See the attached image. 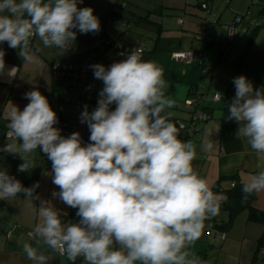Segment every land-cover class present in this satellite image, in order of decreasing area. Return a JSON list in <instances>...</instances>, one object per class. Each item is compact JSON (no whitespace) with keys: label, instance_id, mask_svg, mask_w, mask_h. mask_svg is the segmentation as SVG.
Here are the masks:
<instances>
[{"label":"clouds","instance_id":"1","mask_svg":"<svg viewBox=\"0 0 264 264\" xmlns=\"http://www.w3.org/2000/svg\"><path fill=\"white\" fill-rule=\"evenodd\" d=\"M83 0H0V43L19 49L24 64L40 63L31 47L38 37L44 47L67 52L82 34L99 32L100 22ZM0 50V69L4 67ZM103 82L97 107L88 106L80 122L90 130V143L79 132L65 137L55 125L56 112L39 90L24 94L30 102L13 105L6 143L0 151L19 155V172L37 167L38 149L51 161L53 192L67 206L78 209V223L65 225L49 200H41L40 221L29 236L36 245L85 264H201L189 249L219 214L226 199L214 193L193 167L197 146L179 138L170 120L173 101L166 96L163 69L145 61L139 51L106 67L90 66ZM235 96L227 105V119L239 124L236 138L264 159V88H254L246 76L233 79ZM222 99V95L218 93ZM115 104V109L111 106ZM211 135V130L206 133ZM211 149L213 145L205 146ZM39 183L24 187L7 169L0 170V200L23 193L33 195ZM264 192V169L242 182V199ZM23 253L32 264H49L52 256L30 243Z\"/></svg>","mask_w":264,"mask_h":264},{"label":"crops","instance_id":"2","mask_svg":"<svg viewBox=\"0 0 264 264\" xmlns=\"http://www.w3.org/2000/svg\"><path fill=\"white\" fill-rule=\"evenodd\" d=\"M114 1L83 0L78 4L80 8L91 7L94 10L100 30L82 34L74 29L77 38L67 52L44 47L42 41L34 37L31 47L40 63L24 64L19 49L9 47L7 42L0 43V50L4 51V67L0 69V130L8 129L5 114L13 105L23 110L30 102L24 98V94L32 90H39L48 99L58 119L71 118L74 114V96L65 81H52L51 66L74 65L88 58L104 37L111 45L98 54L92 65L108 67L125 59L131 51L141 52L143 60L153 61L163 69L168 84L166 96L174 102L173 107L166 110L171 112L169 118L172 122H187L189 116L183 103L192 87L206 94L222 95L223 100L214 104L209 111L210 120L189 139L197 146L193 167L211 188L221 176H236L242 184L252 174L264 169V159H260L249 145L236 138L239 124L227 119V105L235 96V77L246 76L254 88H264V0H251V3L258 2L252 18L246 16L250 11L246 10L247 5H243L242 0H211L213 23L204 41L198 38L204 31V14L199 6L202 0H145L141 7L130 3L123 14L129 25L127 28L115 20L108 21ZM237 15L242 16L243 24L238 28L234 42L227 44L226 26ZM178 19L183 21L181 26L177 24ZM257 27L260 29L248 48L251 32ZM176 52L202 55V66L209 68L208 74L201 76V65L197 61L184 64L172 59L171 55ZM88 84L97 94V103L104 85L94 77L92 68ZM112 106L115 107V104ZM208 130H211V135L206 134ZM182 133L179 131V138L183 137ZM207 143L213 147L205 148ZM11 155H7V158ZM31 155L38 167L27 172L17 171L14 177L20 182L34 178L39 183L34 196L38 195L40 199L33 200L18 194L10 200H0V264H32L23 253L25 243L52 256L49 264H70L47 246L36 245L29 236L40 221L41 200H49L60 211L59 215L67 216L72 212L71 207L52 196L54 191L59 192L58 186L51 184L45 194L41 192V179L46 177L43 172L45 169L51 172V161L39 149ZM19 161H22L20 157H14L6 163L17 165ZM233 186L232 181L226 180L220 184V189L229 191ZM255 196L253 209L264 213V192L255 193ZM213 220L225 222L227 215L219 212L206 220L205 226L209 232L205 233L204 228L201 237L189 249L196 257L202 258L204 264H264V261L258 260V242L264 227L250 222L247 212L238 215L226 232L211 229ZM72 221L67 219L63 223L67 225ZM221 234H226L223 241L218 240Z\"/></svg>","mask_w":264,"mask_h":264},{"label":"built area","instance_id":"3","mask_svg":"<svg viewBox=\"0 0 264 264\" xmlns=\"http://www.w3.org/2000/svg\"><path fill=\"white\" fill-rule=\"evenodd\" d=\"M200 8L204 14L205 28L207 29L211 24L210 0H203ZM125 9V2L122 0H115L111 14L108 17V21L115 20L125 27L123 20L120 18ZM242 22V17H236L233 22L227 25L225 39L227 44L234 42L237 35V29L242 24ZM182 23V19L177 20V24L179 26H181ZM109 43L110 41L103 37L99 40L95 51L83 61H80L74 65L56 64L51 66L52 79L56 82L65 81L70 92L74 96L73 116L71 118L58 119V123L55 125V127L59 128L61 130V135L65 137L69 136L73 132H79L83 145L90 143V130L86 123L82 124L80 122L81 113L84 110V105L88 106L89 112L93 111L97 107V96L95 92L91 90L88 84V76L91 71L90 66L97 58L98 54L104 49L105 46H108ZM171 58L176 61L183 62L184 64H191L192 62L197 61L201 65V75H206L208 73V68L202 66V58L193 52H176L171 55ZM222 100L223 97L221 99L218 94H206L196 87L190 90L189 95L183 103L186 111L188 112V120L185 123L179 122L177 125L178 130L183 132V136L186 140L192 139L200 132L202 126H204L210 120L209 107L220 103ZM8 131V129L0 131V148H3L6 143L11 142L6 138ZM0 154L9 155V153H4L2 151H0ZM225 238L226 234H221L218 237V240L223 241ZM61 257L66 258L65 256ZM198 259L200 260L201 264H203L202 260L200 258ZM258 260L260 262L264 261V246L259 249ZM68 262L70 264H85L82 257H78L75 262L69 260Z\"/></svg>","mask_w":264,"mask_h":264},{"label":"trees","instance_id":"4","mask_svg":"<svg viewBox=\"0 0 264 264\" xmlns=\"http://www.w3.org/2000/svg\"><path fill=\"white\" fill-rule=\"evenodd\" d=\"M114 3H115V1H114ZM202 3H203V0H202V2L200 3L199 6H201ZM210 3H211V0H210ZM123 14L120 16V18L123 20V23L125 24V27L127 28L129 25H128L126 19L123 17ZM210 17L212 18L211 14H210ZM236 17H241V16L237 15V16L234 17V19ZM234 19L232 20V22L234 21ZM242 20H243V18H242ZM212 23H213V19H211V24ZM211 24H210V26H211ZM242 24H243V22H242ZM210 26L207 29L205 28V19H204V31H203V33L200 36H198V38L201 41H204L205 40L207 31L209 30ZM259 29H260V27H257V28H255L251 32V37H250V40H249V43H248V48L254 42V39L256 38ZM109 45H111V43H109ZM105 47H107V46H105ZM199 56L202 58V55H199ZM208 72H209V68H208ZM206 75H201V76H206ZM52 81L53 82H56L53 79H52ZM193 88L194 87H192L191 89H193ZM96 96H97V94H96ZM211 107H209V111H210ZM173 123L177 127V125H178L179 122H173ZM0 131H3V130H0ZM180 139L183 140V141H187L184 138V136L181 137ZM226 180L232 181L233 184H234V186L229 191H222L220 189V184L223 181H226ZM21 183H22V185L24 187H31L34 184H36V180L34 178H28V179H26L24 181H21ZM212 190H213L214 193H219V194H222L224 197H226V199L221 203V207H220V211L219 212L225 213L227 215V220L225 222H222V223H220V222L218 223V221L213 220L212 223H211V226H210L211 229H215V230L220 231V232H226V231H228L231 228V225L234 222V220L236 219V217L238 215H240L241 213H243V212H247V214H248V220L250 222L258 223V224L262 225V227H264V213L258 212L256 210H254L253 207H252V204H253V202L255 201V198H256L255 193L251 194L248 197V199L246 201H244L242 199V197L244 195L242 193V184L237 180L236 176H221V177H219V179L215 182ZM35 192H36V190H35ZM35 192H34V194H35ZM20 194H23V193H20ZM77 211H78V209H72V212L69 215H67V216L66 215H60V218H61L62 222H64L67 219H73L76 223H78L80 217H78L76 215ZM207 232H209V229H207V227L205 226V233H207ZM262 246H264V231H262V235H261V237L259 239V242H258L259 249ZM198 258H200V257H198ZM200 259L202 260V258H200ZM202 262L204 264V261L203 260H202Z\"/></svg>","mask_w":264,"mask_h":264},{"label":"rangeland","instance_id":"5","mask_svg":"<svg viewBox=\"0 0 264 264\" xmlns=\"http://www.w3.org/2000/svg\"><path fill=\"white\" fill-rule=\"evenodd\" d=\"M123 2H125L126 3V6L128 5V4H134V5H137V6H140L141 7V5L143 4V2L145 1H137V0H122ZM254 2L256 1V0H253ZM254 2H252L251 3V0H242V3H243V5H247L246 6V10H249L250 12H249V14H244V15H246L248 18H252V16L253 15H255L256 13V11H257V3L258 2H256V3H254ZM262 2V1H261ZM261 2H259L260 3V5H261ZM262 3H264V2H262ZM112 11V10H111ZM110 14H111V12H110ZM110 14H109V16H110ZM108 16V17H109ZM242 17V16H241ZM211 19H213V18H211ZM231 23V22H230ZM241 26V25H240ZM239 26V27H240ZM238 27V28H239ZM237 31H238V29H237ZM83 61V60H82ZM58 82V81H57ZM63 84H64V82H62ZM111 109L112 110H114L115 109V107H113V106H111ZM182 132V131H181ZM183 134V133H182ZM33 156V155H32ZM14 157H17V158H19L20 156L19 155H15V154H12L11 156H10V158H7V155H0V158H2V159H0V170H4V169H7V171H8V174L9 175H11V176H14V174L18 171V166L21 164V163H23V161H19V162H17L18 164L16 165V163H14V164H7L6 163V161H8L9 159H11V158H14ZM33 158H34V156H33ZM36 165H37V163H36ZM37 167H38V165H37ZM51 184H53L52 183V179L51 178H49V177H43L42 179H41V183H40V190H42L41 192H44V194H45V192H46V190L49 188V187H51L52 185ZM72 223H74V221H72ZM217 241V240H216ZM218 242V241H217Z\"/></svg>","mask_w":264,"mask_h":264}]
</instances>
